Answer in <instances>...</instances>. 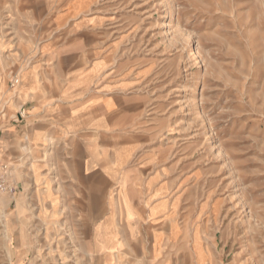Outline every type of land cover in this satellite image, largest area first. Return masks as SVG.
I'll list each match as a JSON object with an SVG mask.
<instances>
[{
  "label": "rangeland",
  "instance_id": "obj_1",
  "mask_svg": "<svg viewBox=\"0 0 264 264\" xmlns=\"http://www.w3.org/2000/svg\"><path fill=\"white\" fill-rule=\"evenodd\" d=\"M30 91L55 96L46 117ZM96 92L114 104L113 192L137 190L133 226L80 208V147L64 141L88 131L54 120ZM0 163L16 186L0 264H264V0H0Z\"/></svg>",
  "mask_w": 264,
  "mask_h": 264
},
{
  "label": "crops",
  "instance_id": "obj_2",
  "mask_svg": "<svg viewBox=\"0 0 264 264\" xmlns=\"http://www.w3.org/2000/svg\"><path fill=\"white\" fill-rule=\"evenodd\" d=\"M21 94V90H19ZM17 94L18 96H20ZM31 100L27 102L29 115L36 117H46L48 104L47 98H54L52 95H44L42 91L29 92ZM15 105V100L11 102ZM74 103V102H73ZM26 108H24L26 113ZM60 109V108H59ZM18 114V112H17ZM19 121L20 117H18ZM50 120V119H49ZM54 120L66 133L74 130H87L82 138H67V144L80 147L76 152L81 156L80 177L89 188L85 198H83L80 208L94 211L122 210L124 213L123 222L125 225L133 226L137 224L135 209H137V190H121L114 195V178L121 176L123 163L127 159L125 151H122L114 137V104L109 97L103 99L98 92L85 97L79 103H74L69 109L59 110L54 114ZM36 140L44 139L42 134L36 135ZM37 144H41L37 142ZM21 197V194L18 196ZM17 197V198H18ZM16 198V199H17ZM4 200V201H3ZM8 198L2 199L0 209L10 205ZM155 198L149 200V214L154 216L160 208V203H155ZM132 212V216L127 217L126 210ZM111 217H100L95 222V235L99 250H104L105 240L111 241L106 227L111 225ZM129 231H131L129 229ZM132 233V232H131ZM114 244V243H113Z\"/></svg>",
  "mask_w": 264,
  "mask_h": 264
},
{
  "label": "built area",
  "instance_id": "obj_3",
  "mask_svg": "<svg viewBox=\"0 0 264 264\" xmlns=\"http://www.w3.org/2000/svg\"><path fill=\"white\" fill-rule=\"evenodd\" d=\"M24 111L19 112V117H23ZM16 186L11 178L10 171L6 164L0 163V198L4 194L14 195Z\"/></svg>",
  "mask_w": 264,
  "mask_h": 264
},
{
  "label": "bare ground",
  "instance_id": "obj_4",
  "mask_svg": "<svg viewBox=\"0 0 264 264\" xmlns=\"http://www.w3.org/2000/svg\"><path fill=\"white\" fill-rule=\"evenodd\" d=\"M4 198L11 199V198H13V196H12V195H8V194H4V195H2L1 198H0V205H1V203H2V199H4ZM20 199H21V197L17 198L16 201L18 202V201H20ZM3 201H4V200H3ZM3 218H4V212H3L2 209H0V219L2 220Z\"/></svg>",
  "mask_w": 264,
  "mask_h": 264
}]
</instances>
